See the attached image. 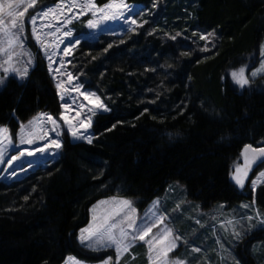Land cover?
Masks as SVG:
<instances>
[{"label":"trees","instance_id":"obj_1","mask_svg":"<svg viewBox=\"0 0 264 264\" xmlns=\"http://www.w3.org/2000/svg\"><path fill=\"white\" fill-rule=\"evenodd\" d=\"M125 2L139 6L138 25L83 42L71 65L108 108L94 117L92 143L64 135L57 160L0 181V264L97 260L77 239L92 206L121 196L144 210L172 183L204 210L254 198L264 213V184L252 195L231 178L245 145L264 141V78L238 90L227 76L259 55L264 0ZM207 33L213 36L202 51L200 35ZM50 76L38 57L24 82L11 78L0 92V126L12 138L41 114L60 116ZM237 255L242 264H256L244 246Z\"/></svg>","mask_w":264,"mask_h":264},{"label":"snow or ice","instance_id":"obj_2","mask_svg":"<svg viewBox=\"0 0 264 264\" xmlns=\"http://www.w3.org/2000/svg\"><path fill=\"white\" fill-rule=\"evenodd\" d=\"M36 5V0H27V3L23 4V11H21V0H0V70H2L5 77L7 74L14 75L15 78L25 80L28 77L30 68L29 65L34 64V60L31 58V53L26 52L24 44V33H25V13L29 8ZM74 3L71 7H76ZM81 11L80 15L91 14V18L87 21V26L90 29H98L101 25H106L108 21H117L123 19L124 23L136 25L137 20L132 18L140 14V9L136 6L130 7L125 3V0H109L102 6H98L95 0H85L84 3L79 5ZM59 8H48L47 10H41L36 15L30 17L32 24V36L37 43L41 45L44 50L45 56L49 59V71L52 69V56L56 55L55 51L49 52L48 49L51 47L50 44L45 43L42 36L38 34L35 27L38 17H47L50 13H54ZM126 11L132 14L131 17L126 15ZM72 17H66L65 23L70 24ZM142 26V25H141ZM128 31H132L129 27ZM51 33H44L46 37ZM152 34V33H149ZM63 35L69 37L72 35L70 29L64 31ZM167 35V34H166ZM180 33H176L175 36H169V39L175 40L176 36ZM193 35H196L193 32ZM213 33L201 34L200 39L206 41V44L201 49L202 51H208V44L211 43L209 37H212ZM74 41L72 44L62 49L64 55H68L70 48L78 43ZM214 46V45H213ZM111 47V45H109ZM187 55L188 53H182ZM24 55L28 56V59L21 63L20 58ZM260 62L258 66H255L250 71V77L246 73L248 68L241 66L239 70H233L231 72V78L241 89L250 86V83L255 80L258 76H264V45L260 48ZM63 60L60 64L63 65ZM59 72L61 69H56ZM67 80L71 83L75 78L71 72H66ZM55 78V77H54ZM4 84V78H0V85ZM58 92L61 94V100H64V92H76L84 96L85 100L94 99L95 107L108 111V108L104 103L101 102L100 97L92 91L83 90V83L74 84L71 87H65L64 82L57 83ZM65 112L69 110L67 103L63 104ZM81 108L84 107L82 103ZM89 112H93L92 108L88 109ZM76 116H80V112H76ZM60 119L67 125V131L71 134L74 140H85L89 144L92 143L93 135L88 133L87 129L90 127L91 116L86 119H77L73 123L72 119L61 115ZM40 120H46L53 126L51 131L55 132L54 137H50L47 131L41 128ZM59 124L51 115L41 114L37 120L29 121V126L26 127L24 124L20 125L18 138L20 144L34 145L38 141H44L43 144H39L33 150L28 151L27 155L32 156L34 153H40L44 155L46 153L50 155H57L58 151L50 152L49 150L54 147L56 150L61 149L62 141L59 140L61 133L57 131ZM83 129L84 131H80ZM9 147H15L13 144L10 129L7 126H0V162H5V152ZM243 157V166L239 164L235 167L232 173V180L241 189L245 187V183L249 177L250 171L253 164L258 159L264 163V146L253 147L251 144L245 145L241 153ZM25 156V152L20 151L17 154H13L7 159V163L11 164L13 160H18L20 157ZM258 184H264V171L259 172L257 178L251 181V187L255 192ZM171 188V186H170ZM27 199V197H25ZM221 208L224 205L220 206ZM242 208L248 210H254L255 216L248 214L247 212L240 217V219H228L221 223V227L227 230V226H231L232 235L235 239L240 240L242 233L237 230V225L241 224L242 220L251 222L254 219L259 218V223L264 224V214L260 212L258 208H255V200L253 199L252 205L242 204ZM180 209V203L176 204L173 211ZM92 220L86 228L80 230L78 240L81 245L93 252H99L108 249H114L115 252V264H120L121 259L125 254L130 253V249L135 246L137 241H142L148 250V259L150 264H188L186 260L180 258H173L170 256L176 247L180 239L179 236L175 235L172 228L168 227L170 217L166 214L167 209H162L160 206L159 198L153 201L151 207L146 211L143 219L139 220L137 217V209L134 206V202L127 198L112 197L107 200H101L91 209ZM197 223L199 221L197 220ZM157 231L154 233L153 229ZM171 237V239H169ZM217 239V243H219ZM193 252H200V248H192ZM132 259H135V255L132 254ZM68 264H84L83 261L77 260L75 257H68ZM103 264H113V257L109 256L104 258Z\"/></svg>","mask_w":264,"mask_h":264},{"label":"rangeland","instance_id":"obj_3","mask_svg":"<svg viewBox=\"0 0 264 264\" xmlns=\"http://www.w3.org/2000/svg\"><path fill=\"white\" fill-rule=\"evenodd\" d=\"M84 2L85 0H61L55 4L49 5L36 0V5L32 8H29L25 13V50L26 52L31 53V58L34 60V64L29 65L30 71L37 64L38 57H41L45 60L47 69L49 71V59L45 56L44 50L41 48V45L37 43L32 36L33 26L30 22V17L36 15L41 10H47L48 8H57V5H59V8L54 13H50L47 17H38L35 25L38 34L42 36V39L45 41V43L51 45L48 51H55L56 53V55L52 56L51 66L53 71H49V74L51 75L50 77H52L55 86L58 82H64L65 87H71L72 85L79 83L75 75H73L75 79L71 83H69L67 80L66 72H71L73 74L71 65L73 62L74 54L78 50L80 44L86 41L95 40L100 36L112 37L121 35L123 32H127L129 27L133 29L138 25H131L130 21L129 23H124L123 19H121L117 21H108L106 22V25H101L98 29H90L87 26V21L91 18V14H79L81 11L79 5ZM25 3H27V0H21V11H23V4ZM74 3L77 6L71 7V5H73ZM127 5H129L130 7L136 6L137 8H139V6L137 5ZM126 15L129 17L132 16V14L127 11ZM69 16L72 17V22L70 24L65 23V18ZM67 29H70L72 32V35L69 37H65L63 35L64 31H66ZM44 33L51 34L45 37L43 35ZM77 40L79 42L75 43V45L70 48L69 54L64 55L62 49ZM262 45H264V43ZM27 59V55L22 56L20 58L21 63L23 64V62H25ZM260 59L261 57L259 52L258 57L255 55L248 56L242 63V66H246L248 68V72L246 74L249 75L250 79V71L253 67L258 66ZM61 60H63L64 62L63 65L60 64ZM56 69H61V71L57 72L55 71ZM236 70L238 71L239 68ZM231 72L232 71L228 72V78L231 80L232 84L238 88V90H242L232 80ZM0 78H4V84L0 85V92L5 88L11 78L16 79L20 83L26 80L15 78L12 74H7L5 77V74H3L2 70H0ZM259 78H264V76H258L257 78H255V80L250 83V86L254 87V82ZM250 86H247L246 88ZM83 90L85 89L83 88L82 91ZM63 95L64 100H61V94L58 92V96L60 97L62 105L67 103L69 105V110L65 112L64 108L62 107L60 116L64 115L72 119L73 123H75L77 119H86V117L91 116L90 127L87 129L88 133L91 134V126L95 115L97 113L105 111L103 109H98L95 107L94 99L85 100L83 95H80L76 92L66 91L63 93ZM82 103L84 104L83 108L80 107ZM89 108H92L93 112H89ZM77 111L80 112L79 117L76 116ZM40 116L41 115L32 119L31 121L37 120V118H39ZM60 116L57 118L53 117L59 124V128L57 129V131L61 133L59 140L62 141L63 136L68 135L72 141H85L74 140L71 134L67 131V125L63 120L60 119ZM24 125L28 127L29 122ZM40 125L44 131L48 132L50 137L55 136V132L51 131L53 126L50 122L46 120H40ZM80 131L83 132L84 130L81 129ZM12 140L15 147H9V149L5 152V162H0V181L12 180L14 178L18 179L29 171H33L38 166H44L48 163L54 162L55 160H57L60 153V149L56 150L54 147H52L49 150L50 152L58 151V154L55 156L48 153L44 155H41L40 153H34V155L32 156H28V151L33 150L39 144H43L44 141H38L37 144L34 145L20 144L18 134L16 139L12 138ZM85 143L88 142L85 141ZM20 151L25 152V156L20 157L18 160H13L11 164L6 162L11 155H18ZM241 165L243 166V163H241ZM261 171H264V166L259 167L252 173H250L243 189L236 185L234 180L232 181L236 186H238V189L241 192L245 191L246 187H248L249 191L252 193V195H254L257 189L263 184H258L254 192L251 187V181L257 178L259 172ZM112 197L124 198L121 196ZM112 197L104 198L101 200H107ZM158 198L160 200L161 208L167 209L166 214L170 217L168 227L172 228L175 235L180 237V239L176 241V249L172 253H170L171 257H178L180 259L186 260L188 264H242L239 256L237 255V250L239 247L244 246V248L250 252L251 256L254 257L256 264H264V224L259 223V218L254 219L251 222V227H249V222L246 219L241 221L243 227H241L240 225L236 226L237 230L242 233V238L240 240L235 239V237L232 235L231 226L226 225L227 230H225L224 227H221V223L227 221L228 219H240V217L246 212L255 216L254 210H248L241 207L242 204L252 205L254 198L244 201L239 205L233 207H228L224 204H220L210 210H204L198 202H194L188 199L185 188L178 183H172L168 185L166 189L153 201L157 200ZM132 201L134 202V206L137 209V217L139 222V220L144 218L146 211L151 207L153 201L144 210H140L136 205V202L134 200ZM98 202H96L94 205H96ZM177 203H180V209L177 211H173ZM221 205H224V207L221 208ZM255 208H258L256 203ZM261 213L264 214L263 212ZM90 216L91 218L84 228H86L92 220L91 210ZM197 220L199 221V223H197ZM156 231L157 229L154 228L153 232L155 233ZM79 234L80 231L78 233V237ZM251 237H253L254 240L250 241L249 239ZM169 239H171V237H169ZM217 239H219V243H217ZM81 246L89 251L92 255L98 256V259L86 261L78 259L75 256L68 257H75L77 260L83 261L84 264H103L104 258L111 256L113 257V264H115L114 249L93 252L83 245ZM194 247L200 248L201 251L193 252L192 248ZM132 254L135 255V259H132ZM68 257L62 264H68ZM120 264H150V261L148 259L147 246L142 241H137L135 243V246L130 249V253L123 256Z\"/></svg>","mask_w":264,"mask_h":264},{"label":"water","instance_id":"obj_4","mask_svg":"<svg viewBox=\"0 0 264 264\" xmlns=\"http://www.w3.org/2000/svg\"><path fill=\"white\" fill-rule=\"evenodd\" d=\"M261 146H264V141L261 142V143H258L256 146H253V147H261ZM262 159H264V158H262ZM262 165H264V163H262L261 160L258 159V160L256 161V163L253 164V167H252V169H251L250 172L254 171L255 169L259 168V167L262 166Z\"/></svg>","mask_w":264,"mask_h":264},{"label":"crops","instance_id":"obj_5","mask_svg":"<svg viewBox=\"0 0 264 264\" xmlns=\"http://www.w3.org/2000/svg\"><path fill=\"white\" fill-rule=\"evenodd\" d=\"M90 218H91V216H90Z\"/></svg>","mask_w":264,"mask_h":264}]
</instances>
